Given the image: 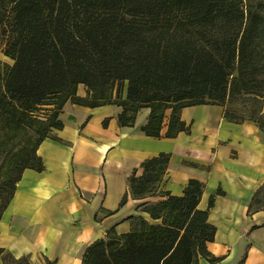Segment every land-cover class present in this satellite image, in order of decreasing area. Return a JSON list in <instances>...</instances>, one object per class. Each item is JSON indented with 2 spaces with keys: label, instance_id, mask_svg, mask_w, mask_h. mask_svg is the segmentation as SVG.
Here are the masks:
<instances>
[{
  "label": "trees",
  "instance_id": "obj_1",
  "mask_svg": "<svg viewBox=\"0 0 264 264\" xmlns=\"http://www.w3.org/2000/svg\"><path fill=\"white\" fill-rule=\"evenodd\" d=\"M0 51L13 62H0V222L23 174L44 171L42 143L62 142L54 133L64 129L68 102L118 106L122 128L149 109L143 132L153 139L167 112L166 138L189 134L182 111L199 106L222 107L227 122L264 134V0H0ZM169 163L162 154L142 165L129 180L133 200L159 196ZM204 188L190 181L182 197L161 193L143 209L151 222L131 218L130 233L110 231L85 264L221 263L208 250L217 229L214 198L199 209ZM0 258L30 264L3 251Z\"/></svg>",
  "mask_w": 264,
  "mask_h": 264
},
{
  "label": "crops",
  "instance_id": "obj_2",
  "mask_svg": "<svg viewBox=\"0 0 264 264\" xmlns=\"http://www.w3.org/2000/svg\"><path fill=\"white\" fill-rule=\"evenodd\" d=\"M77 95L87 98V88ZM122 112L65 105L64 129L54 133L62 142L42 143L44 171L23 174L3 214L0 251L30 264H85L90 248L110 231L130 233L131 218L151 222L143 209L161 202V193L182 197L197 181L205 186L199 209L207 211L214 198L209 222L217 234L209 252L223 259L219 264H264V134L257 125L229 123L224 108L199 106L182 111L189 134L167 139V112L161 138L153 139L143 132L149 109L138 113L133 128L120 127ZM162 154L170 163L159 196L133 200L129 180Z\"/></svg>",
  "mask_w": 264,
  "mask_h": 264
},
{
  "label": "rangeland",
  "instance_id": "obj_3",
  "mask_svg": "<svg viewBox=\"0 0 264 264\" xmlns=\"http://www.w3.org/2000/svg\"><path fill=\"white\" fill-rule=\"evenodd\" d=\"M0 62L3 64H7L9 66L13 65V62L4 56L2 51H0ZM45 109H47V108H42V110H45Z\"/></svg>",
  "mask_w": 264,
  "mask_h": 264
},
{
  "label": "bare ground",
  "instance_id": "obj_4",
  "mask_svg": "<svg viewBox=\"0 0 264 264\" xmlns=\"http://www.w3.org/2000/svg\"><path fill=\"white\" fill-rule=\"evenodd\" d=\"M148 220H150V219H148ZM151 221V220H150Z\"/></svg>",
  "mask_w": 264,
  "mask_h": 264
}]
</instances>
